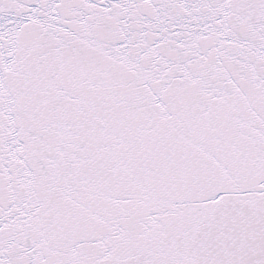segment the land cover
<instances>
[{"label": "snow or ice", "instance_id": "snow-or-ice-1", "mask_svg": "<svg viewBox=\"0 0 264 264\" xmlns=\"http://www.w3.org/2000/svg\"><path fill=\"white\" fill-rule=\"evenodd\" d=\"M0 264H264V0H0Z\"/></svg>", "mask_w": 264, "mask_h": 264}]
</instances>
